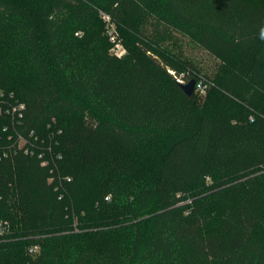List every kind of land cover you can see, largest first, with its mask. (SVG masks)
Segmentation results:
<instances>
[{"label":"trees","instance_id":"trees-1","mask_svg":"<svg viewBox=\"0 0 264 264\" xmlns=\"http://www.w3.org/2000/svg\"><path fill=\"white\" fill-rule=\"evenodd\" d=\"M149 22L219 62L204 97ZM262 28L264 0H0V90L60 131L56 170L0 160V264H264Z\"/></svg>","mask_w":264,"mask_h":264},{"label":"built area","instance_id":"built-area-1","mask_svg":"<svg viewBox=\"0 0 264 264\" xmlns=\"http://www.w3.org/2000/svg\"><path fill=\"white\" fill-rule=\"evenodd\" d=\"M102 19L110 22L109 17L106 15H103ZM112 42L115 45L114 55L120 58L123 51L120 50L121 46L116 42L114 36H112ZM170 73L174 76L173 72ZM174 78L178 84L187 83L183 80V75ZM204 89V80L200 79L195 82V92L203 93ZM24 112V103L17 100L13 94H7L0 90V119L4 121L0 132V160L22 154L39 160L40 165L43 167L56 170L60 161V154L57 152L60 131L54 130L51 126H47L43 132L24 129ZM9 228L7 222L0 221V234L7 233ZM35 251L36 247L29 250L31 253Z\"/></svg>","mask_w":264,"mask_h":264},{"label":"rangeland","instance_id":"rangeland-1","mask_svg":"<svg viewBox=\"0 0 264 264\" xmlns=\"http://www.w3.org/2000/svg\"><path fill=\"white\" fill-rule=\"evenodd\" d=\"M104 28L107 32L108 42L110 44V52L115 54V45L112 42V36L121 41V35L116 26L105 20H102ZM149 33L151 34L153 46H155L156 53L159 57L175 64L180 73H185L188 66H191L194 76L205 79V89L203 93H197V98L204 97L207 92L214 86L215 78L218 74L219 62L209 56L205 51L199 49L195 44L187 38L171 31L160 30L153 28L154 24L149 22ZM116 40V39H115ZM120 50L123 55L126 53L125 47L122 42L119 43ZM122 55V56H123ZM184 70V71H183ZM195 93V92H194ZM30 250V249H29Z\"/></svg>","mask_w":264,"mask_h":264},{"label":"water","instance_id":"water-1","mask_svg":"<svg viewBox=\"0 0 264 264\" xmlns=\"http://www.w3.org/2000/svg\"><path fill=\"white\" fill-rule=\"evenodd\" d=\"M194 85H195V81L194 80H190V81H188L185 84H180L179 83L180 89L188 97H190L193 94V92H194Z\"/></svg>","mask_w":264,"mask_h":264},{"label":"clouds","instance_id":"clouds-1","mask_svg":"<svg viewBox=\"0 0 264 264\" xmlns=\"http://www.w3.org/2000/svg\"><path fill=\"white\" fill-rule=\"evenodd\" d=\"M261 33H262V35H264V28L261 29Z\"/></svg>","mask_w":264,"mask_h":264}]
</instances>
